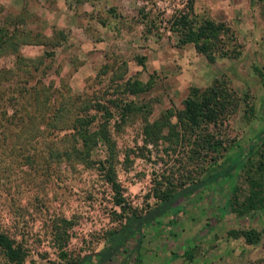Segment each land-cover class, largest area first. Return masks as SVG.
I'll return each mask as SVG.
<instances>
[{"label":"rangeland","instance_id":"374dc122","mask_svg":"<svg viewBox=\"0 0 264 264\" xmlns=\"http://www.w3.org/2000/svg\"><path fill=\"white\" fill-rule=\"evenodd\" d=\"M188 3L0 0V23H11L19 37L28 32L30 39L46 42L21 44L18 53L32 60L25 63L32 72L29 83L50 90L49 104L65 102L69 114L78 110L76 95L90 103L94 98L108 105L106 99L115 97L133 102L134 108L124 117L112 108L107 131L114 144L120 192L138 214L154 206L155 195L165 185L179 189L200 170L188 157L186 142L175 144L172 137L147 141L143 118L153 122L166 116L176 122L189 87L204 88L221 79L238 99L227 119L229 139L243 146L264 126V2L191 0L188 15L194 20L222 21L227 28L220 35L226 55L215 54L212 60L191 43H178L173 20L189 11ZM50 41L57 43L52 46ZM15 60L14 54L1 52L0 69H13ZM126 79L139 81L142 90L124 92ZM93 113L90 128L96 129L102 112L94 108ZM64 123H60L62 136L68 130L62 128ZM180 128L177 124L175 129L181 134ZM105 149L98 141L91 159L105 156ZM262 149L255 159L262 153L264 161ZM29 153L38 154L32 164L0 155V229L20 241L26 253L22 264H48L101 249L129 210L120 211L112 203L110 187L94 166L46 164V149L40 147ZM233 182L234 178L220 180L180 199L171 211L145 225L139 264H264V215L236 216L225 207ZM247 227L260 231L257 243L245 244L242 238L227 235L229 229ZM190 248L193 255L187 259L180 252ZM6 263L0 253V264Z\"/></svg>","mask_w":264,"mask_h":264},{"label":"trees","instance_id":"16d2710c","mask_svg":"<svg viewBox=\"0 0 264 264\" xmlns=\"http://www.w3.org/2000/svg\"><path fill=\"white\" fill-rule=\"evenodd\" d=\"M73 1L79 3L84 0ZM187 7L189 10L187 13H181L173 20L174 30L178 33V43L180 45L191 43L194 49L204 54L208 60L214 59L215 54L226 55V50L220 46V35L227 30L224 23L209 18L194 20L188 15L192 9L191 0ZM10 24L0 23V53L10 52L16 58L13 69H0V155L7 156L13 159L12 161L32 164L38 154L35 153L32 157L29 152L35 147H40L46 149V164L53 161L72 167L75 164L89 168L94 166L110 187L112 203L120 211L130 212L124 221L120 222L119 227L110 232L109 241L101 249L79 258L49 261L48 264H108L114 258H119L115 264H139L141 258L138 246L143 227L158 215L175 208L180 199L190 198L193 194L224 179L234 178L225 201V207L230 212L236 216L264 215L263 154H259L257 159L254 157L259 149H264V126L243 146L229 139L225 133L227 119L237 108L238 99L224 80L214 79L204 88L189 87L186 97L182 100V108L175 114L176 122H170L166 116L153 122L143 118L142 130L147 141L155 142L158 139L164 141L172 137L176 139L175 144L177 141L186 142L188 157L197 161L200 170H197L198 176L190 179L187 185L179 189L165 185L155 195L154 206L138 214L125 202L120 192L114 171L117 162L114 144L107 131L108 118L113 115L112 108L118 111L120 117H124L134 108L133 102L130 99L115 97L106 99L108 105L94 98L90 103L76 95L78 110L69 114L65 109V102L49 104L50 90L29 83L27 76L30 77L32 72L27 69L25 63L32 60L22 59L18 53L21 44L43 41L30 39L28 32L19 37L17 28ZM56 43L51 42V45L54 46ZM32 68L36 70V67ZM124 86L126 93L133 94L142 90V85L137 80L126 79ZM94 108L102 112L100 115L102 119L96 129H91L95 115L90 114V111ZM67 117H70L68 124ZM62 121L65 122L62 128L68 129L67 134L63 136L60 134ZM41 124L43 129L39 128ZM177 124H180L181 134L175 129ZM163 130H166V134L162 133ZM59 134L61 137H56ZM98 141L105 144L106 155L91 159V149ZM255 144L258 145V149L257 146L254 147ZM234 147L236 148L232 150ZM227 235L240 237L245 244L252 245L258 242L260 231L253 227L229 229ZM191 249H185L180 253L190 259L193 255ZM123 252L125 255H122ZM0 253L7 261L6 264H22L26 254L20 241L2 229Z\"/></svg>","mask_w":264,"mask_h":264}]
</instances>
